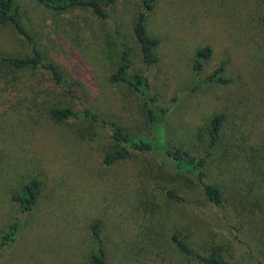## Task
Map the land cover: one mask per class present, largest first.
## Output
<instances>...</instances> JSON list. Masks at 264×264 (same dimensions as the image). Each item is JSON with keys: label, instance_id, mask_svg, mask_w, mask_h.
<instances>
[{"label": "rangeland", "instance_id": "374dc122", "mask_svg": "<svg viewBox=\"0 0 264 264\" xmlns=\"http://www.w3.org/2000/svg\"><path fill=\"white\" fill-rule=\"evenodd\" d=\"M20 2L47 59L86 96L81 106L77 102L79 108L92 106L132 132L146 129L142 102L108 80L119 64L120 41L127 39L134 51L133 71L152 80L160 102L170 108L171 138L185 150L204 153L212 118L225 115L208 173L223 190L230 216L226 220L192 184L160 168L162 158L156 154L106 167L100 148L51 119L50 108L73 103L70 95L48 76L33 77V101L48 102L40 112L33 106V136L19 115L1 118L6 151L0 161V230L17 215L9 199L22 184L41 178L43 191L24 218L18 241L0 253V264H91L96 220L103 224L111 264H198L179 253L174 233L186 236L200 252L220 251L231 261L264 264V0H156L147 28L163 44L160 63L151 68L136 54L132 36L143 0H115L109 19L88 7L58 13L36 0ZM10 32L0 31V46L8 41L6 52L28 51L12 42ZM207 46L213 54L197 75L195 55ZM222 62L231 83H209L192 92ZM6 109L0 103V116ZM170 189L186 190L179 195L188 202L171 200Z\"/></svg>", "mask_w": 264, "mask_h": 264}, {"label": "trees", "instance_id": "16d2710c", "mask_svg": "<svg viewBox=\"0 0 264 264\" xmlns=\"http://www.w3.org/2000/svg\"><path fill=\"white\" fill-rule=\"evenodd\" d=\"M36 2L58 13L88 7L98 18L109 19V10L115 0H106L105 3L99 0H36ZM155 2L156 0H143V10L134 21L132 28L136 54L140 56L147 68L160 63L158 50L163 44L162 39L152 36L147 28V16L154 9ZM24 12L25 9L20 0H0V31L9 29L13 38L12 42L28 49L22 54L6 52L8 41H3L0 46V103L2 107H7L3 117L0 116V124L2 119L10 120L11 115H19L20 120L30 128L33 136V106L38 107L40 112V108H47L48 103L47 101L35 103L36 98L33 101V77L44 80L45 76H48L52 83L67 92L73 100V103H60L51 107V119L58 124L69 125L75 133L100 148L104 154L103 163L106 167L133 157L156 154L162 158V161L158 162L160 168L192 184L190 188L196 190L203 201L210 203L227 220L230 213L225 194L210 180L208 173V165L221 141L226 121L225 115L217 114L212 118L209 125V142L204 153L194 154L185 150L181 144L171 138L167 129L170 108L160 102L152 80L141 70L133 71L134 51L130 48L127 39L120 41L119 64L108 80L114 85L125 87L142 102L147 122L146 129L143 132H132L121 123L100 114L92 106L79 108L77 102H80L81 106L83 102H86V96L73 79L66 76L56 64L47 59L46 53L36 43L29 23L25 21L26 13ZM212 54L213 50L209 46L197 51L194 62L197 75L201 74L204 63L211 58ZM225 70L226 63L222 62L209 77L198 80L192 92L202 89L209 83L229 85L231 81L225 77ZM41 90L44 89L41 88ZM1 130L2 133L6 130L3 124H1ZM1 140L0 134V161H4L6 149L2 142H5V139ZM43 183V179L32 176L10 196L9 203L16 208L17 215L0 230V253L18 241L23 230L24 218L30 215L40 202ZM179 191L170 189L167 195L171 200L188 202L186 196L179 195L180 193L185 195L187 191L183 189ZM91 233L95 249L91 252L90 263L111 264L106 250L104 227L100 220L94 221L91 225ZM172 242L182 256L198 264H245L242 260L231 261L220 251L200 252L194 249L187 237L180 233H174Z\"/></svg>", "mask_w": 264, "mask_h": 264}]
</instances>
